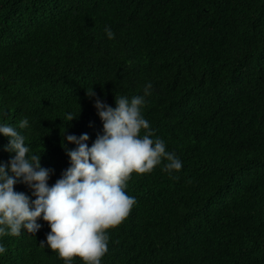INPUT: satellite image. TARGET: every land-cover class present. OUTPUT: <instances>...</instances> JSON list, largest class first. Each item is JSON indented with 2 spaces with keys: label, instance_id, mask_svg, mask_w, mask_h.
I'll return each mask as SVG.
<instances>
[{
  "label": "trees",
  "instance_id": "trees-1",
  "mask_svg": "<svg viewBox=\"0 0 264 264\" xmlns=\"http://www.w3.org/2000/svg\"><path fill=\"white\" fill-rule=\"evenodd\" d=\"M148 83L152 138L183 166L131 174L136 204L106 230L101 264H264V0H0V122L43 152L49 185L69 166L65 127L91 146L96 97L115 107ZM7 143L0 134V162ZM38 222L0 236V264H65Z\"/></svg>",
  "mask_w": 264,
  "mask_h": 264
},
{
  "label": "clouds",
  "instance_id": "clouds-1",
  "mask_svg": "<svg viewBox=\"0 0 264 264\" xmlns=\"http://www.w3.org/2000/svg\"><path fill=\"white\" fill-rule=\"evenodd\" d=\"M104 31L109 39L115 38L110 26ZM151 87V83L146 84L144 95L131 98L115 95V107L96 97L94 107L102 132L91 146L87 133L64 135L65 127L61 147L69 166L52 185L48 181L53 170L40 163L43 152H33L17 127L0 122V134L8 138L4 151L14 154L7 162H0V236H19L22 229L35 234L42 219L50 231L41 245L57 251L65 264H72L75 256L85 264H101L108 251L106 230L120 224L136 204L135 197L125 191L131 174L151 172L164 161L162 170L170 174L183 166L174 152L166 151L162 138H152L150 122L142 114ZM88 95L95 97L96 93L92 90ZM78 115L67 113V124ZM28 126L25 117L18 127ZM141 130H145L143 136ZM69 143L75 147L68 148ZM17 183L26 185L35 199L16 191ZM6 251L0 244V255Z\"/></svg>",
  "mask_w": 264,
  "mask_h": 264
}]
</instances>
